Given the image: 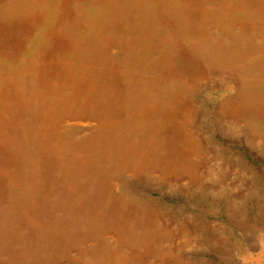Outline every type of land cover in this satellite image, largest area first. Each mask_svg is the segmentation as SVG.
Masks as SVG:
<instances>
[{
	"label": "rangeland",
	"instance_id": "obj_1",
	"mask_svg": "<svg viewBox=\"0 0 264 264\" xmlns=\"http://www.w3.org/2000/svg\"><path fill=\"white\" fill-rule=\"evenodd\" d=\"M0 264H264V0H0Z\"/></svg>",
	"mask_w": 264,
	"mask_h": 264
},
{
	"label": "bare ground",
	"instance_id": "obj_2",
	"mask_svg": "<svg viewBox=\"0 0 264 264\" xmlns=\"http://www.w3.org/2000/svg\"><path fill=\"white\" fill-rule=\"evenodd\" d=\"M197 63V62H196ZM184 64V63H183ZM191 64V63H190ZM202 65V64H201ZM203 68V67H202ZM191 73V72H190ZM205 73V72H204ZM218 74V73H217ZM185 76V75H184ZM223 76V75H222ZM213 77V76H212ZM204 79V78H203ZM229 87V86H228ZM240 92V91H239ZM243 101V100H242ZM246 104V103H245ZM226 106V105H225ZM218 109V108H217ZM228 113H232L233 115H238L240 110L239 108L234 105V104H231L229 107H228ZM256 110V109H255ZM223 117V116H222ZM260 131V130H259ZM252 139V138H251Z\"/></svg>",
	"mask_w": 264,
	"mask_h": 264
}]
</instances>
